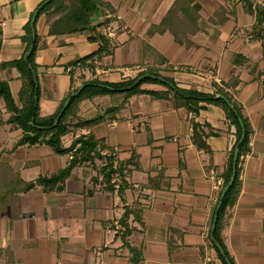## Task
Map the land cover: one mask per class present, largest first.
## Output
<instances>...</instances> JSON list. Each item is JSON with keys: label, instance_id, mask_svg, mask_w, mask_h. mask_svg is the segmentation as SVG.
Masks as SVG:
<instances>
[{"label": "crops", "instance_id": "1", "mask_svg": "<svg viewBox=\"0 0 264 264\" xmlns=\"http://www.w3.org/2000/svg\"><path fill=\"white\" fill-rule=\"evenodd\" d=\"M44 1L0 0V62L24 55L25 26ZM105 1L114 10L107 11L113 52L96 60L93 70L78 68L75 84L94 76L118 83L156 70L184 90L218 97L219 88L229 92L252 133L240 194L223 239L236 264H264V45L256 37L247 42L233 36L236 31L253 33L256 7L264 8V0H186L184 14L180 7L171 13L177 0ZM103 16L83 33L62 35L50 33L46 13L37 18L35 59L43 115L56 112L70 91L71 64L100 47L91 37L98 35ZM0 77L19 103L23 82L17 69L2 70ZM142 88L167 90L152 83ZM109 104V96L85 100L80 118H92ZM200 106L194 116L185 106L137 94L116 117L68 133L64 147L93 133L104 145L102 154L114 164L133 160L126 186L109 189L101 173L106 157L76 166L63 183H36L66 167L72 154L57 153L47 144L16 147L22 130L8 122L10 112L0 98V161L35 183L20 193L19 209L0 215V264H131L121 223L126 213L133 228L127 240L141 249V264H224L210 231L234 127L221 107L208 102ZM194 120L207 148L194 139Z\"/></svg>", "mask_w": 264, "mask_h": 264}, {"label": "trees", "instance_id": "2", "mask_svg": "<svg viewBox=\"0 0 264 264\" xmlns=\"http://www.w3.org/2000/svg\"><path fill=\"white\" fill-rule=\"evenodd\" d=\"M45 0L38 7L36 17H32L25 26V35L22 39L26 42L24 55L17 60L9 62H0V71L6 69H17L22 79V88L19 93V103L14 99L9 83L7 80H2L0 77V98L4 100L10 117L8 122L17 129L22 130V136L18 140L17 146L22 145H38L47 144L51 146L57 153H71L72 157L66 167L51 177H40L36 183L44 186H54L57 183H63L66 178L72 173V170L83 163H91L96 158L103 159L106 156L102 154L104 145L102 141L97 139L93 133L81 134L75 138L69 147H64L63 138L70 132L79 127H88L97 124L106 119H112L127 105L129 99L137 94H148L157 99H166L173 103L174 106L187 107L194 116L198 115L201 106L200 102H208L221 107L225 112L226 120L229 125L234 127V140L228 153L224 172V182L220 194L225 186L232 180L233 177V161L236 148H238L237 171L234 182L227 191L222 206L218 213L217 224L214 230L210 231L211 244L217 251L224 264H236L234 258L228 252L224 239L223 229L227 225L231 210L234 207L241 189V170L245 155L250 151V137L252 128L247 117L243 114L241 107L233 98V96L223 88L218 89L219 95H211L200 92L198 90H184L177 86L172 78L162 76L159 71L146 70L139 76L133 79L124 80L118 83H110L99 80L97 77L83 79L79 85L74 82V75L78 68L93 70L95 61L101 59L105 55L113 52L111 38L107 32V26L112 21V17L107 15V11L114 13L112 6L105 0ZM190 1V0H188ZM186 0H177L174 4L171 13L174 10H181L184 14ZM247 3V2H246ZM249 10L252 11L250 2ZM46 13L48 23L50 25V33L55 35L83 33L94 26L95 20L100 13L103 15V20L97 24L100 31L97 36L91 39L98 40L100 47L97 51L79 58L71 64L69 71L72 76V87L68 92L64 101L59 108L51 115H43L40 108L41 88L38 79L39 66L36 63V53L39 47V36L36 32V21L39 15ZM190 16L191 13H190ZM188 17V16H185ZM194 18H198L195 12ZM186 18L183 19L185 22ZM164 21V23H166ZM177 34V33H176ZM253 34L260 39L264 45V8L256 7V22L253 26ZM140 78V79H139ZM139 81L137 82V80ZM137 84L131 87L134 83ZM160 84L167 87V90H150L142 88L144 84ZM84 85L82 91L74 97L72 93ZM100 96H109L110 104L103 112L96 114L92 118L82 120L80 118V106L85 100H93ZM69 104L55 124V120L63 108L65 102L70 98ZM242 125L245 127V137L239 144L242 136ZM194 139L207 148V143L202 140V135L199 133V123L193 121ZM239 144V145H238ZM108 157V156H107ZM107 163L101 167V173L107 183L109 189H113L115 184L126 186V176L128 174V162H118L114 164L112 158H107ZM119 177V182L115 183L112 180ZM35 183L23 180L18 174L14 173L12 168L0 161V215L2 212L10 210L11 213L19 209L20 193L31 188ZM126 213L121 218V223L124 226L123 239L124 244L128 246L132 254L130 258L131 264H141L143 255L141 249L132 247L127 236L133 229L128 223V215ZM138 217V214H136ZM213 223V221H212ZM219 245L223 247L225 255L219 249Z\"/></svg>", "mask_w": 264, "mask_h": 264}, {"label": "water", "instance_id": "3", "mask_svg": "<svg viewBox=\"0 0 264 264\" xmlns=\"http://www.w3.org/2000/svg\"><path fill=\"white\" fill-rule=\"evenodd\" d=\"M47 1H49V0H47ZM139 79L137 80V82L139 81ZM137 82L134 83L131 87L135 86L137 84ZM83 87H84V85H81L76 92L72 93L71 97L77 96L82 91ZM71 97L67 99V101L65 102L63 108L59 112V114H58V116H57V118L55 120V124L58 123L59 119L61 118L62 114L64 113L65 109L67 108ZM220 97H223V96H220ZM244 137H245V127L242 125V136H241V139L239 141V144L243 141ZM238 155H239L238 148H236L235 155H234V161H233V177H232V180L225 186V188L223 189V191L221 193L220 200H219L218 206H217L216 211H215V216H214V220H213L212 230H214L215 227H216L217 219H218V213H219L220 207L222 206L223 199H224L227 191L231 187L232 183L234 182V178L236 176V171H237ZM219 249H220L221 253L223 255H225V251H224L223 247L219 245Z\"/></svg>", "mask_w": 264, "mask_h": 264}, {"label": "built area", "instance_id": "4", "mask_svg": "<svg viewBox=\"0 0 264 264\" xmlns=\"http://www.w3.org/2000/svg\"><path fill=\"white\" fill-rule=\"evenodd\" d=\"M118 18H121V16H118ZM107 32H108V35L110 38L114 37V30L113 28L108 25L107 26ZM234 37H244L246 39L247 42H251L254 38H255V35L252 33V32H241V31H236L234 34H233Z\"/></svg>", "mask_w": 264, "mask_h": 264}]
</instances>
